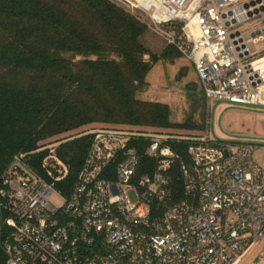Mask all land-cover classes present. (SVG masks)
Here are the masks:
<instances>
[{
	"label": "built area",
	"instance_id": "1",
	"mask_svg": "<svg viewBox=\"0 0 264 264\" xmlns=\"http://www.w3.org/2000/svg\"><path fill=\"white\" fill-rule=\"evenodd\" d=\"M110 1L146 17L191 63L205 98L264 106V32L234 30L254 18L264 29V0ZM87 133L67 192L56 184L69 171L58 142L38 149L48 150L42 172L19 153L2 174L4 264H237L264 241V143L114 127ZM142 155L154 167L139 174ZM174 165L182 195L171 201Z\"/></svg>",
	"mask_w": 264,
	"mask_h": 264
},
{
	"label": "trees",
	"instance_id": "2",
	"mask_svg": "<svg viewBox=\"0 0 264 264\" xmlns=\"http://www.w3.org/2000/svg\"><path fill=\"white\" fill-rule=\"evenodd\" d=\"M147 29L145 19L110 0H0V186L16 154L25 153L42 172L48 150L38 149L58 142L55 153L69 171L56 184L67 192L88 149L87 131L94 128L206 129V100L192 102L197 120L173 123L167 104L137 98L158 60L182 56L168 44L152 52L141 40ZM183 145L172 146L186 158ZM153 167L142 155L138 173ZM170 178L173 201L182 195L175 165ZM3 218L0 210V227Z\"/></svg>",
	"mask_w": 264,
	"mask_h": 264
},
{
	"label": "rangeland",
	"instance_id": "3",
	"mask_svg": "<svg viewBox=\"0 0 264 264\" xmlns=\"http://www.w3.org/2000/svg\"><path fill=\"white\" fill-rule=\"evenodd\" d=\"M136 14L146 19L139 12ZM259 26V19L254 18L239 24L234 30L246 34L257 30ZM141 40L154 53H159L166 45L165 40L149 27ZM146 80L147 87L137 93V98L167 104L173 123L183 122L188 116L197 120L198 111L192 106V102L201 104L206 100L207 127L200 133L212 140L264 143V106L204 98L193 66L183 56L173 58L172 61L158 60L147 74ZM51 202L59 204L60 197L52 194ZM237 264H264V241L255 245Z\"/></svg>",
	"mask_w": 264,
	"mask_h": 264
},
{
	"label": "water",
	"instance_id": "4",
	"mask_svg": "<svg viewBox=\"0 0 264 264\" xmlns=\"http://www.w3.org/2000/svg\"><path fill=\"white\" fill-rule=\"evenodd\" d=\"M259 1V0H258ZM252 4H254L253 2H252ZM262 32H264V29H258V30H256V31H253V32H250V35L252 36V37H255V35H259V34H261ZM239 33V31H237V34ZM232 36H233V34H232ZM262 39H264V37H261V40Z\"/></svg>",
	"mask_w": 264,
	"mask_h": 264
},
{
	"label": "crops",
	"instance_id": "5",
	"mask_svg": "<svg viewBox=\"0 0 264 264\" xmlns=\"http://www.w3.org/2000/svg\"><path fill=\"white\" fill-rule=\"evenodd\" d=\"M248 253H249V252H248ZM248 253H247V254H248Z\"/></svg>",
	"mask_w": 264,
	"mask_h": 264
}]
</instances>
